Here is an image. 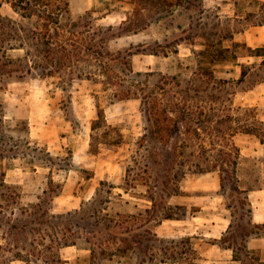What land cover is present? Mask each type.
Wrapping results in <instances>:
<instances>
[{
    "label": "rangeland",
    "instance_id": "obj_1",
    "mask_svg": "<svg viewBox=\"0 0 264 264\" xmlns=\"http://www.w3.org/2000/svg\"><path fill=\"white\" fill-rule=\"evenodd\" d=\"M188 2L70 0L71 16H62V24L84 32L88 46H92L96 34L104 27L100 36H105L108 44L100 43L103 60H114L105 65L97 59L98 55L86 52V60L71 67L73 73L70 68L54 76L35 73L25 80L13 79L0 89V105L8 126L5 134L13 136L12 142L29 139L47 146L58 156L54 162L38 164L32 163L29 155L0 160V172L5 170L6 180L20 186L23 206L37 203L53 179L62 184V190L51 203L52 212L73 211L83 202L84 207L93 210L94 204L89 200L95 196L101 180L107 179L115 185L107 202L108 209L102 213L103 221L108 217L116 220L108 219L109 229L123 230L119 225L114 226L128 219L129 226L153 223L160 238H177L163 236L158 231L160 211L165 204L172 205L181 218L198 212L202 206H206L203 212L206 215L231 216L227 199L221 193L219 172H197L198 159L188 157L189 152L197 148V141L193 134L187 133V145L183 143L179 129L185 131L187 123H179L175 113H170L173 136L166 144L147 135L149 122L143 111L142 96L148 94L151 98L192 103L206 100L205 115L199 124L202 128L209 124L210 116L226 118L229 112L242 124L264 121V86L257 83L264 77V67H259L264 65V56L257 53H264V49L258 51V47L249 44L244 37L252 26L264 25V0ZM0 9L4 16L27 27L43 23L37 16L32 20L23 18L6 0ZM110 26L115 29L108 30ZM176 34L181 35L179 45L174 38ZM219 46L231 49L227 59L214 62L211 55L200 52L206 48L216 50ZM145 49L147 51L128 55V51ZM12 53L15 57L24 50ZM123 54L127 58H123ZM128 64L134 73L127 72ZM49 106L51 111L47 112ZM69 117H73V121ZM96 120L99 123L94 129ZM44 121L49 123L44 124ZM232 122L229 120L227 126ZM227 126L223 124L222 128ZM42 134H47L45 138L49 141L41 139ZM175 141L183 144L187 152L167 162L163 153H167L168 145ZM234 141L241 149L240 184L249 190L252 204L255 201L257 205L264 199V145L256 134L248 132L237 133ZM68 156L72 158V167L65 165L71 159ZM131 166L135 168L130 173ZM173 166L179 168V172H188L174 180ZM153 193L158 198L156 209L152 208ZM46 206L48 208L49 204ZM131 215L134 218L129 217ZM37 219L48 220L44 216ZM170 222L175 225L168 220L167 231L173 228ZM40 227L38 224L37 228ZM109 229L97 233L98 239L87 233L79 245L63 248L65 264H135L133 253L122 258L114 255L110 259L112 245L119 242L121 236ZM97 241L111 246L105 253L99 250L93 253L91 247ZM151 242L159 241L152 239ZM0 264L27 263L15 259Z\"/></svg>",
    "mask_w": 264,
    "mask_h": 264
},
{
    "label": "trees",
    "instance_id": "obj_2",
    "mask_svg": "<svg viewBox=\"0 0 264 264\" xmlns=\"http://www.w3.org/2000/svg\"><path fill=\"white\" fill-rule=\"evenodd\" d=\"M6 1L11 3L14 10L23 18L32 20L37 16L43 19V23L39 26L27 27L17 20L4 16L0 9V30L2 31L0 32V83L2 84L0 89L5 88V83L13 79L25 80L35 73L42 76H54L62 71H67L78 62L85 61L87 53L98 55L99 57L95 56V58L101 59L105 65L110 64V60H114V58L103 60L104 52L101 50L103 45L101 46L100 43L108 44L107 38L100 36V33L105 30L104 27L96 34L97 37L92 46H88L85 44L87 40L84 32L73 26L62 24V16L71 14L70 0ZM3 2L4 0H0V8ZM183 2L184 0H176V4ZM188 3H191V0ZM113 29H115L113 26L108 28V30ZM2 35L3 38H1ZM180 36V34H176L174 37L178 45L182 43V39L178 38ZM219 42L220 40L217 43ZM19 49L24 50V53L13 57L12 52ZM257 49L261 51L264 47ZM105 50H107L106 46ZM142 51L147 50H131L128 51V55L132 56ZM229 51H231L229 47L221 46L216 50L212 48L200 50L201 53L211 55L214 62L227 59ZM257 55L264 56V53L258 52ZM122 57L127 58L124 54ZM261 66L264 67L262 64L259 67L261 68ZM72 69L71 72L73 73ZM127 70L128 73H134L130 65ZM262 74L264 75V72ZM81 75L78 74V76ZM262 81H264V77L259 79L257 83ZM126 91L132 93V90ZM133 93L138 95L137 92L133 91ZM149 97L148 94L142 96L143 111L149 122L147 135H151V137L166 144V141L173 136L170 127V119L172 118L169 115L175 113L179 123L183 122V125L187 123V126L186 124L184 126L185 131L179 129L183 134L181 137L183 143L187 145V133L193 134L197 141V148L195 147L188 155L190 158L198 159L195 163L196 171H218L220 174L221 193L227 199V208L231 211V221L222 237L215 239L214 243L232 249L235 259L239 260L240 264H264V260H261L249 248L251 238L264 235V223H256L253 220V204L250 192L241 186L238 174L241 149L234 141V136L237 133L248 132L256 134L264 145V121L258 120L259 124H242L237 116L229 112L226 118L210 116L209 124L202 128L199 124L205 115L206 100L203 103H192L186 100L177 102L175 100L167 101L157 96ZM99 115L100 117L103 116L101 110ZM72 118L70 119L73 121ZM98 120L93 124L94 129L98 126ZM229 120L237 122V124L232 122L227 126ZM223 124H226L227 128H222ZM7 127L5 112L0 105V160L29 155L30 161L38 164L48 163V161L54 162L58 157H55L47 146L32 143L29 139L25 142L19 140L12 142L13 136L5 134L8 130ZM170 146L173 147L170 149ZM168 148L167 153H163L167 162L170 158L182 157L187 152L184 145L176 141L168 145ZM67 158L70 159L71 157L68 156ZM72 162L71 158L65 165L72 167ZM134 168V166L129 168L130 173ZM173 168L172 179L174 180L185 176L188 172L187 170L179 172V168L174 166ZM114 188L115 185L107 179L101 180L95 196L89 200L94 204L93 210L90 207H84L83 202L80 208L73 211L55 213L50 210L51 203L60 195L62 184L51 179L49 188L44 189L37 203L32 206H23L21 204L20 186L8 182L5 170H1L0 263L4 260L12 262L15 259H20L27 264H65L67 260L62 254L63 248L79 245L80 239L87 233L98 239L97 233H101L111 226L108 219L110 222L116 221L115 218L110 217L103 221L104 214H102L108 209L107 202H110ZM151 200L153 202L152 208L156 209L158 204L156 194H152ZM47 204H49L48 208ZM148 211L151 212L149 209ZM40 215L47 217L48 220H36L37 217L41 218ZM181 216L176 215L172 205L165 204L160 211L158 224L165 219L181 218ZM129 217L134 218V215ZM127 222H129L128 219ZM127 222L121 221L114 226L119 225L123 230L109 229L121 236L119 242L112 245L113 250L110 252V259H113L114 255H120L122 258L126 257L128 253H133L132 255L136 258L135 264H153L154 261L204 264L191 237L160 238L158 233L154 231L155 224L153 223L147 224L145 222V225L135 227L129 226ZM38 224L41 226L40 228H37ZM152 239L159 242H151ZM110 246V244L103 245L102 241H97L93 243L91 250L93 253L99 250L102 254ZM94 264L102 263L95 262Z\"/></svg>",
    "mask_w": 264,
    "mask_h": 264
},
{
    "label": "crops",
    "instance_id": "obj_3",
    "mask_svg": "<svg viewBox=\"0 0 264 264\" xmlns=\"http://www.w3.org/2000/svg\"><path fill=\"white\" fill-rule=\"evenodd\" d=\"M244 37L249 44L255 45L256 47H264V25L252 26L249 30H246ZM262 82H260L261 84L259 86H264ZM49 111H51L50 106L47 108V112ZM43 123L48 124L49 122L47 123L44 121ZM46 135L47 134H42L40 136L43 137L41 139L47 142L49 140L45 138ZM50 144H52V142H50ZM49 147L51 148V146ZM253 203L254 222L264 223V199H261L257 205L255 201H253ZM205 208L206 206H202L201 209L199 208L198 212H194L186 218L165 219V221L160 224L159 233L167 237H191L204 264H240V261L235 259L232 249L214 243V240L221 238L223 233L228 229L231 216L220 214L209 216L203 213ZM168 220L174 221L173 223H175V225L171 224V222L169 223V225L173 227L169 231L165 229ZM73 246L76 245L67 247ZM249 248L259 256L261 260H264V236L251 238L249 241Z\"/></svg>",
    "mask_w": 264,
    "mask_h": 264
}]
</instances>
